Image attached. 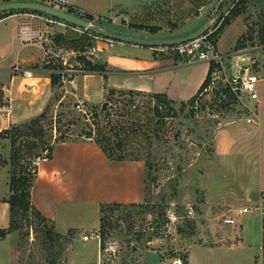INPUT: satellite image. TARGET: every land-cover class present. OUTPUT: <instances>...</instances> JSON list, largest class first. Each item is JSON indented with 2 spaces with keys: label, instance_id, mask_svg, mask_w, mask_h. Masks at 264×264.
Wrapping results in <instances>:
<instances>
[{
  "label": "rangeland",
  "instance_id": "obj_1",
  "mask_svg": "<svg viewBox=\"0 0 264 264\" xmlns=\"http://www.w3.org/2000/svg\"><path fill=\"white\" fill-rule=\"evenodd\" d=\"M241 4L244 12L238 14ZM54 5L61 7L56 3ZM62 8L66 9L64 6ZM233 8H236L237 14L217 38L218 49L221 52L234 51L238 43L243 45L241 48L249 50L259 47L249 52L253 70L260 69L262 72L264 0H140L139 10L130 13L127 20H120L119 23L157 26L160 27L159 35L168 36L204 23L214 10L212 21L216 22L218 17L226 16ZM0 15H5V12H0ZM92 22L105 28L96 19ZM37 23L50 34L53 51L50 55L54 65L61 66L59 69H76V56L90 49L92 52L87 54L93 61H99L98 43H116L89 32L91 46L78 52L56 43L54 36L78 37L85 32L78 30L80 27ZM133 30L149 32L140 28ZM64 60L67 62L64 63ZM230 61L228 72L232 73V64L238 59L232 57ZM80 75L66 72L65 82L61 81L55 87L51 107L43 120L46 135L42 141H53L62 132L69 139H83L81 134L98 127L104 134L111 135L110 127L115 126L123 141L125 154L140 155L146 167L152 165L151 170L146 168V198L137 204L105 208L101 212L106 222L102 236L100 213L96 211L89 214L75 212L68 216L67 223L74 227L66 229L58 219L56 224L53 223L54 230L67 234L72 241L60 239L52 244L44 239L45 227L37 224L36 217L31 225L24 220L20 228L0 240V264H50L51 254L58 252L60 256L54 264H184L192 244L217 241L221 238V231L228 229H235L234 234L251 242L259 251L263 237L259 214L255 211L239 214L238 208L226 204L225 194L222 192L224 195H219L216 189L217 181L223 184L227 173L225 165L218 160L220 154L215 142L218 122L245 113L242 103L218 108L220 100H215L214 89L221 83L219 77L212 78L211 87L199 94L193 110L184 102H176L175 116L158 117L153 112L154 102L149 93L131 95L116 92L109 99L106 93L101 102L89 103L82 98ZM73 76L76 79L74 84L69 81ZM80 100L90 111L89 120L76 109V103ZM95 110L98 112L97 118ZM60 112L64 115L60 117L59 131H56V116ZM30 139L39 143L34 136ZM10 149V140L0 134V164L6 167L8 179ZM3 173L1 170L0 195H7L9 184H4ZM7 216L10 219V210ZM227 216L234 217L236 224L227 225L224 222ZM82 223L87 225L76 227ZM100 239L103 247L100 246ZM192 251L196 253L199 248ZM260 255L261 252L258 253Z\"/></svg>",
  "mask_w": 264,
  "mask_h": 264
},
{
  "label": "crops",
  "instance_id": "obj_2",
  "mask_svg": "<svg viewBox=\"0 0 264 264\" xmlns=\"http://www.w3.org/2000/svg\"><path fill=\"white\" fill-rule=\"evenodd\" d=\"M43 2L49 3V0ZM139 4L140 0H67L65 8L93 15L105 29L142 38L181 36L202 24L168 36L159 35L160 29L155 33L140 32L134 31L136 28L130 27V23L120 24V20H127L130 13L139 10ZM27 22L38 24L41 20L33 19L29 12H13L0 17V132L37 116L54 97L50 77L54 69L49 67L54 65L52 55L46 53L41 43L24 45L20 41L19 28ZM49 48L52 51V47ZM97 49L99 62L108 68L107 80L98 71L80 75L82 98L94 104L103 100L108 87L166 93L175 102L187 101L196 94L209 69V63L188 64L183 57L161 52L157 47L116 41L98 43ZM245 54L252 58L249 52ZM16 62L30 69L32 75L13 72ZM255 72L259 75L256 97L246 102L243 116L219 121L215 134L219 163L227 169L226 181L216 183L217 193H224L226 204L236 206L238 211L243 206L257 203L264 189V71L257 69ZM250 117L254 120L248 121ZM1 170L6 184L9 181L7 169L0 164ZM146 170L142 160L109 159L92 139L58 141L52 156L37 167L31 200L54 224L60 219L65 229L74 227L69 226L66 219L75 212L89 214L96 211L100 213V221L104 204L145 200ZM7 196L0 195V227H6L10 222L7 216L9 204L3 200ZM259 218L263 233L259 251L251 242L234 234L235 229H228L221 231L217 241L192 244L188 249L187 264H193V261L195 264H264V217ZM232 224H236V220ZM84 225L87 224L76 227ZM193 248H199V251L193 253Z\"/></svg>",
  "mask_w": 264,
  "mask_h": 264
},
{
  "label": "trees",
  "instance_id": "obj_3",
  "mask_svg": "<svg viewBox=\"0 0 264 264\" xmlns=\"http://www.w3.org/2000/svg\"><path fill=\"white\" fill-rule=\"evenodd\" d=\"M4 2L10 1V0H3ZM44 1V0H42ZM238 3H243L242 1H238ZM243 5H240V9L238 10V14L243 13L242 9ZM236 8H233L229 11V13L226 16L218 17L216 20V24L218 25L216 30L212 34V38L217 41V38L223 31V28L231 21L233 16H236L235 14ZM67 11L73 14H76L78 16H81L85 19H88L90 21L94 20L93 15L87 14V13H78L75 12L71 8H67ZM13 12H36V13H44L41 11H34V10H12L5 12V15L13 13ZM46 14V13H44ZM4 15H0L2 17ZM219 23V24H218ZM130 27L134 28H140V29H147L150 32H157L160 27L157 26H146L144 24H129ZM85 32L78 36V37H66L65 35L59 34L55 35L54 39L55 42L58 44H61L65 48H74V50L80 52L84 50L87 47H90L91 37H89L88 33L90 31L84 30ZM93 33V32H92ZM94 34V33H93ZM264 40V38H263ZM241 46H243L241 43H238L235 46V49H240ZM76 60L78 62V65L76 68H80L83 70H86L88 72H94L98 71L100 73H103V77L105 80H107V65L105 63L99 62V61H93L91 58L86 57L85 55H77ZM50 68L58 69V67L61 68L59 65H49ZM215 64H210L208 73L206 75V78L204 79L203 83L201 84L200 88L194 94L192 97H190L187 101H182L181 103H186L192 108H194L195 100L199 96L201 92H203L204 88L208 85V83L211 80L212 72L216 69ZM51 77V83L52 88L55 89L56 86L60 85L61 83V73L52 71L50 73ZM116 92L122 93V94H135V93H141V91L133 90V89H117L108 87L107 88V99L112 97ZM215 92V100H220L219 104L222 108H227L229 104L232 102H235L234 98L235 96L230 91L229 87L221 81V83L218 84L217 87L214 89ZM151 97L153 98V112L158 117H164V116H175L174 115V104L176 103L174 100L169 98L166 93H149ZM52 99L47 104V106L44 108V110L38 114L37 116H34L28 120H25L21 123L12 124L10 127L3 129L1 131V135L4 138H8L10 140V158L7 160V163L9 164V194L7 197H4L3 200L8 202L9 209H10V223L7 227H0V240L4 239L8 233L20 228L22 225V221H27V223L30 225L32 224L35 217L38 219L39 225H43L45 227V240L48 239L50 241V244L53 243V241H58L60 239H65L72 241L71 238L69 239V236L67 234L63 235L60 233H57L54 230L53 221L45 217L33 204L31 200V188L36 180L37 177V166L33 165L32 161L37 156L41 155L42 153L46 152V154L51 157L52 152L54 149V144L58 141H67L70 140L67 137V134L62 132L60 135L56 136V138L51 141L45 139L42 141L46 135L45 129L43 126V120L47 117L48 111L52 104ZM106 111V110H105ZM173 112V113H171ZM64 115L63 112H60L56 116V131H59L58 123L60 122V117ZM98 112L95 110V117L97 118ZM103 128V127H102ZM111 135H106L102 132V129L98 127V129L93 130L89 129L85 131L84 133L87 136H90L92 140H94L102 149V151L106 154V156L111 160H141L140 155H134L129 156L125 154L124 152V144L123 141L119 135V130L115 126L110 127ZM82 135V134H81ZM80 135V136H81ZM32 136L34 138L39 139V143L36 141H33L30 139ZM112 136V137H111ZM75 140H80V138H76ZM148 170L152 169V165L148 164L146 167ZM131 204H137V203H131ZM122 203H109L104 204L101 207V212L104 211L107 207L112 206H121ZM106 222L104 221V217L101 216L100 218V235L102 236L105 232ZM68 238V239H66ZM100 246L103 247V241L100 239ZM50 264H54L59 256L60 252L56 254H51ZM184 264H187V261H185Z\"/></svg>",
  "mask_w": 264,
  "mask_h": 264
},
{
  "label": "built area",
  "instance_id": "obj_4",
  "mask_svg": "<svg viewBox=\"0 0 264 264\" xmlns=\"http://www.w3.org/2000/svg\"><path fill=\"white\" fill-rule=\"evenodd\" d=\"M49 3L52 5H54V3L59 4L61 5V7L58 8L64 9L62 8V6L65 7V5L67 4V0H49ZM29 13L31 14L33 19L41 20V22L46 24L50 23L51 25H53V23H56L63 26H69V24H71L69 22L50 16L48 14L36 13V12H29ZM71 25L72 27L76 26L73 24ZM217 26L218 25L216 24V22H214V20L213 21L210 20L207 26V30L203 35L194 38L192 40H189L187 42H183L175 45L158 46L157 49L164 53L179 55L183 57L185 62L188 64H194L200 62H206L209 63V65L211 63L215 64L217 68L212 72L211 80L206 86V88H204V90L206 91L211 87V84L213 83L212 78L219 77L221 81L229 87L230 91L235 96L234 98L235 102L232 103H242L245 106L246 102L249 99L256 97V85L259 80L258 73H256L255 70H253L252 68V64H253L252 58L246 57L245 53H248L250 50H255L259 47L251 48L250 50L249 48H241L234 51L223 53L218 49L217 42L211 37L213 32L216 30ZM78 30L84 31L85 29L80 27ZM18 34L22 44L25 45V44L41 43L43 47L46 49L47 54L52 53V51L49 48L51 43L50 34L42 26L35 24L34 22H27L20 26ZM87 52L91 53L92 51L90 49L84 51L83 53H79L78 55L82 54L88 58H91L87 54ZM232 57H236L238 61L232 64L234 70L232 73H229L228 67L230 66L229 62H231L230 59ZM65 62L67 61L64 60V63ZM12 71L15 73L22 72L28 77L32 75V71L30 69L23 68L19 62H16L14 64ZM52 71L61 73V81L63 82H65L66 72H72L78 74L88 72L80 68H76V69L62 68V69H54ZM69 81L74 84L76 81L75 76H73ZM76 109L83 114L86 120H89L90 111L87 108L84 101L81 100L77 101ZM253 117L248 118V121H253L254 120ZM81 137L83 139H91V137L87 136L85 133H83ZM48 159L49 156L46 154V152H44L41 155L34 158L32 163L33 165L38 167L39 164H41L44 161H47ZM253 211L257 212L260 217H264V189L261 190L260 198L257 203L253 205L243 206L239 209L238 212L247 213ZM224 221L226 223L232 224L235 222V218L227 216L224 218Z\"/></svg>",
  "mask_w": 264,
  "mask_h": 264
},
{
  "label": "water",
  "instance_id": "obj_5",
  "mask_svg": "<svg viewBox=\"0 0 264 264\" xmlns=\"http://www.w3.org/2000/svg\"><path fill=\"white\" fill-rule=\"evenodd\" d=\"M21 9L44 12L50 16L64 20L73 25H77L90 32H93L96 35H100L102 37L114 41L132 43V44L149 46V47L175 45V44L187 42L189 40H192L194 38L203 35L206 32L207 26L210 20H212L213 13L215 11L214 10L213 13L210 14L207 21L202 23L199 27H197L188 34L176 36V37H167V38H142L136 35L111 31L102 27H98L88 19H85L81 16L70 13L65 9L58 8L50 3L43 2L40 0H10L7 2L0 3V12H8L12 10H21ZM149 174L150 171H148V175Z\"/></svg>",
  "mask_w": 264,
  "mask_h": 264
}]
</instances>
